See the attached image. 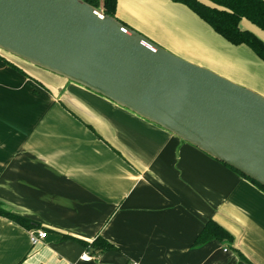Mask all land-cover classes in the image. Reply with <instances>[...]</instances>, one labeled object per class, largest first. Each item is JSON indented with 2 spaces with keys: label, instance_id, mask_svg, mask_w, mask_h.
<instances>
[{
  "label": "crops",
  "instance_id": "1",
  "mask_svg": "<svg viewBox=\"0 0 264 264\" xmlns=\"http://www.w3.org/2000/svg\"><path fill=\"white\" fill-rule=\"evenodd\" d=\"M115 17L264 97V62L187 7L117 0ZM240 28L264 42L247 21ZM0 204L30 222L0 218V264H238L239 254L264 264L262 190L161 127L2 53ZM208 221L232 242L193 247ZM39 231L47 236L32 246ZM98 237L118 250L90 247Z\"/></svg>",
  "mask_w": 264,
  "mask_h": 264
},
{
  "label": "water",
  "instance_id": "2",
  "mask_svg": "<svg viewBox=\"0 0 264 264\" xmlns=\"http://www.w3.org/2000/svg\"><path fill=\"white\" fill-rule=\"evenodd\" d=\"M0 53L107 99L264 188V97L86 0H0Z\"/></svg>",
  "mask_w": 264,
  "mask_h": 264
},
{
  "label": "trees",
  "instance_id": "3",
  "mask_svg": "<svg viewBox=\"0 0 264 264\" xmlns=\"http://www.w3.org/2000/svg\"><path fill=\"white\" fill-rule=\"evenodd\" d=\"M181 4L195 14L201 21L209 26L215 34L232 46H246L261 61L264 62V42L251 31L240 28L244 20L264 33V0H170ZM86 3L101 9L105 15L115 17L117 0H86ZM13 67V65H11ZM15 68V67H13ZM16 69V68H15ZM17 70V69H16ZM224 165V164H223ZM226 166V165H225ZM228 167V166H226ZM229 168V167H228ZM240 177L264 192V188L246 178L239 172L229 168ZM0 218L9 219L20 226L28 228L30 222L16 216L0 204ZM232 242L231 235L214 221H208L199 236L193 243V247L202 246L210 241ZM84 244V243H83ZM100 252L117 251L118 249L104 240L96 238L90 245ZM238 264H254L249 259L239 254Z\"/></svg>",
  "mask_w": 264,
  "mask_h": 264
},
{
  "label": "built area",
  "instance_id": "4",
  "mask_svg": "<svg viewBox=\"0 0 264 264\" xmlns=\"http://www.w3.org/2000/svg\"><path fill=\"white\" fill-rule=\"evenodd\" d=\"M47 236L46 232L43 231H39L36 232L35 234H31L30 237V243L32 246H37L39 245ZM80 260H82L83 262H89L92 260V257L88 254V253H83L80 257Z\"/></svg>",
  "mask_w": 264,
  "mask_h": 264
},
{
  "label": "rangeland",
  "instance_id": "5",
  "mask_svg": "<svg viewBox=\"0 0 264 264\" xmlns=\"http://www.w3.org/2000/svg\"><path fill=\"white\" fill-rule=\"evenodd\" d=\"M156 44V43H155ZM158 45V44H157ZM158 46H160V45H158ZM161 47V46H160ZM161 48H163V47H161ZM164 49V48H163ZM166 50V49H165ZM168 52H170V51H168ZM170 53H172V52H170ZM173 54V53H172ZM186 58V57H185ZM185 60V59H184Z\"/></svg>",
  "mask_w": 264,
  "mask_h": 264
}]
</instances>
